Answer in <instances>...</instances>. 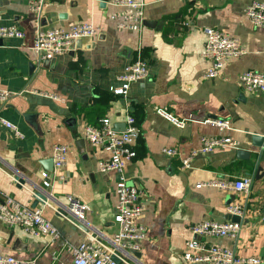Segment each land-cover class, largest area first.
Wrapping results in <instances>:
<instances>
[{
    "label": "crops",
    "instance_id": "0c3cea01",
    "mask_svg": "<svg viewBox=\"0 0 264 264\" xmlns=\"http://www.w3.org/2000/svg\"><path fill=\"white\" fill-rule=\"evenodd\" d=\"M113 1L47 0L38 18L30 0H0V26L23 32L22 37L0 39V88L13 93L0 107V117L22 133L18 137L0 123V199L8 195L32 206L34 188L28 181L36 182L53 199L36 206L58 232L57 237L35 236L0 221V253L35 264H73V247L114 236L117 174L100 172L109 153L91 146L83 129L108 117L121 130L131 113L140 133L136 157L125 162L124 175L142 191L139 222L146 227L140 250L134 252L137 264H189L181 255L192 237L190 227L205 219L230 220L229 204L242 208L238 236L196 238L258 256L264 264V155L251 141L253 134L264 136V94L245 91L239 81L247 70L264 73V27L253 26L244 14L253 0H144V20L151 24L140 31L118 26L126 8ZM82 22L93 24L97 32L68 53L47 60L32 50L38 27L68 29ZM205 27L237 38L244 49L211 78L204 76L211 62L200 55ZM138 54L147 63L148 77L132 83L127 95L114 94L110 87L120 85L117 75ZM155 107L185 119V126L171 124ZM27 114L35 117L27 119ZM206 118L227 120L230 128L203 123ZM213 136L231 137L248 155L238 157L231 147L201 151L202 137ZM77 139L84 140L83 151ZM58 144L69 147L65 163L53 167L44 186L42 162L52 158ZM169 147L174 155L163 151ZM193 151L184 168L181 159ZM245 176L252 180L247 193L197 187ZM17 178L26 182L18 186ZM71 199L87 205L83 224L57 212Z\"/></svg>",
    "mask_w": 264,
    "mask_h": 264
},
{
    "label": "built area",
    "instance_id": "2783aa9c",
    "mask_svg": "<svg viewBox=\"0 0 264 264\" xmlns=\"http://www.w3.org/2000/svg\"><path fill=\"white\" fill-rule=\"evenodd\" d=\"M189 1V0H179ZM47 0H30V9L37 17L41 16ZM114 4L126 8L123 20L118 23L119 27L140 31L144 26V0H114ZM244 14L255 27H264V1H250L244 8ZM97 28L87 22L72 25L68 29L59 27H38L35 33L32 50L41 59L52 60L58 55L71 51L77 40L95 35ZM206 40L201 50V57L211 62L205 77L218 76L227 62L244 54L241 42L221 30L213 27H205ZM23 32L15 26H0V39L10 37H22ZM149 75L147 63L140 54L127 63L117 75L120 85L110 87L117 95H127L130 85L138 80L146 79ZM239 81L245 91H259L264 94V73L255 70H247L239 75ZM12 92L0 88V107L9 102ZM155 112L168 120L171 124L182 128L186 124L185 119H180L169 112L165 107H155ZM125 128L116 129L108 117L100 119L98 125H85L83 138L91 146H99L109 153V157L102 161L99 170L102 173L115 172L117 174L116 194L117 204L113 221L118 225V231L112 238H95L93 242H81L72 248L73 264H137L134 252L140 250V243L145 239L146 227L139 222L143 215L142 191L134 184L126 181L124 175V164L126 161L136 157L134 143L139 136L140 130L135 123L131 113L125 116ZM221 129H229V121L218 118H206L202 121ZM0 123L10 129L18 137L22 133L17 126L10 121L0 117ZM201 151L209 152L217 148H240L238 141L231 137H202ZM68 146L58 144L53 147V167L61 168L66 159ZM167 155H174V148H165ZM264 155V143L260 148ZM196 151L183 157L182 166L188 168L190 159ZM43 185L48 186L46 180L47 171L41 172ZM250 177H241L236 180L214 179L198 183L197 187L207 186L221 190L237 191L247 193L251 187ZM34 195V192H33ZM46 203V202H45ZM43 203V204H45ZM66 212L57 210L58 213L72 217L76 224H83L87 205L78 199H71L62 207ZM227 211L230 214L241 215L242 208L237 204H229ZM0 221L8 226L22 227L28 233L39 236L50 234L58 236L57 229L42 214L41 207H32L19 203L12 197L4 195L0 199ZM239 221L224 220L217 221L205 219L194 223L190 227L192 237L185 242L182 259L189 264H260L258 256L240 255L232 248L218 245H208L199 241L197 236H218L236 238L240 232ZM0 264H35L33 260L16 258L10 254L0 253Z\"/></svg>",
    "mask_w": 264,
    "mask_h": 264
},
{
    "label": "water",
    "instance_id": "95a60500",
    "mask_svg": "<svg viewBox=\"0 0 264 264\" xmlns=\"http://www.w3.org/2000/svg\"><path fill=\"white\" fill-rule=\"evenodd\" d=\"M144 24L149 25L151 24L149 21L144 20ZM81 43L80 39L77 40L76 42V46H79V44ZM0 44H1V40H0ZM28 115V116H27ZM26 117L27 119H33L35 117V115L33 114H27ZM114 127L116 129H119L118 125H114ZM125 128V123L122 125V129L123 130ZM251 141L252 144L258 147H261L264 143V136L263 135H251ZM75 144L77 145L78 149L80 151L84 150V140L83 139H77L75 141ZM248 151L242 148H238L236 150V154L238 157H246L248 155ZM44 169L47 171V177L46 180L49 181L50 179V174H52L53 171V159L52 158H48V159H44V162H42ZM261 171V168H258V172ZM26 181L20 178H17V185L21 186L25 183ZM29 185H31L34 190V202L32 204V207H35L37 205V203H45V202H49V201H53L52 196L50 195V193L42 186L38 185L36 182L34 181H28ZM63 206H59V210H61L63 213H66L63 209ZM261 214H262V220L264 222V207L261 209ZM228 218L232 221H239V216L238 215H234V214H230L228 216ZM264 257V256H263Z\"/></svg>",
    "mask_w": 264,
    "mask_h": 264
}]
</instances>
